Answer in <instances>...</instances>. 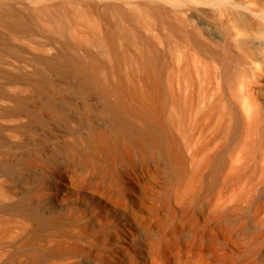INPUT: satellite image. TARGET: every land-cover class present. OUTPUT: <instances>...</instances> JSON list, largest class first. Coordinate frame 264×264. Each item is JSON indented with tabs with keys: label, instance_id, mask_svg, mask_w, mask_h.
<instances>
[{
	"label": "bare ground",
	"instance_id": "bare-ground-1",
	"mask_svg": "<svg viewBox=\"0 0 264 264\" xmlns=\"http://www.w3.org/2000/svg\"><path fill=\"white\" fill-rule=\"evenodd\" d=\"M146 178L175 191L171 231L216 221L221 247L236 226L241 263L264 264V0H0V264L115 240L92 227L110 211L155 247L164 219L121 204ZM230 180L261 230L196 211Z\"/></svg>",
	"mask_w": 264,
	"mask_h": 264
},
{
	"label": "rangeland",
	"instance_id": "rangeland-1",
	"mask_svg": "<svg viewBox=\"0 0 264 264\" xmlns=\"http://www.w3.org/2000/svg\"><path fill=\"white\" fill-rule=\"evenodd\" d=\"M206 149L207 151H214L216 148ZM189 165L190 160L188 159L187 166ZM146 179L148 180V190L142 187L138 194H135V196L130 194L129 198L124 199V202L121 204L125 208H138L139 202H142V212L138 213L140 217L138 222L139 225L151 231L156 228L157 218L164 219L165 226L160 231L159 240L155 247H150L149 243H146L142 239V232L133 223L132 219L110 211L106 215L101 216V220L97 226L92 227H94L93 230H97L100 225L104 226L106 232L117 230L118 237L115 240L108 241L107 243L98 242L93 246L79 244V253L75 258L68 256L65 258L61 257L62 259L59 258L58 260H47L43 264H222L218 262L220 256H227L228 264H242L240 250L244 247L246 239H242L240 235H237L236 226L234 227L235 231L233 230V233H230V241H227V245L219 247L214 242L215 239L223 235L218 222L214 221L211 224L203 222L204 219H196L193 226L185 225L183 228H191L202 237V240L199 246L195 248L188 247L187 239L180 231L183 229L182 227L179 230L174 229L171 231L174 228L173 216L165 210L166 204H177L174 197L175 191H171L166 195V185L162 183V180ZM105 185H107L106 182ZM234 188L235 181L230 180V197H228L227 192L223 188H217L212 194L205 197L206 205L196 211L198 213L203 211L204 214L211 216L215 212H218V215H220L230 210V212L233 211L235 220L241 221L240 216L247 215L248 221L245 222L247 226L249 225V231L252 227V231L261 230L264 227L263 222H260L263 227L259 228L255 227V225L252 226L251 219H249L250 215L254 212V206H252V211H249V208H244V210L242 208L231 209ZM226 189L228 190V188ZM165 195L166 198L163 200ZM83 201L90 202L91 200L86 198ZM155 209H158L159 212L155 211ZM127 229H130L129 232L136 235L137 241L141 242L140 247L135 243V238H130ZM208 234H211L213 237L211 238ZM259 248L256 249L255 247L253 251ZM260 249L264 253V247Z\"/></svg>",
	"mask_w": 264,
	"mask_h": 264
}]
</instances>
